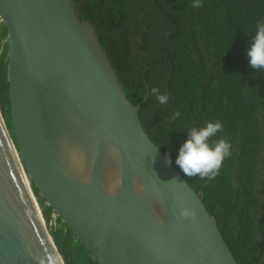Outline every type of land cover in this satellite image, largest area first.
<instances>
[{
	"label": "water",
	"instance_id": "obj_1",
	"mask_svg": "<svg viewBox=\"0 0 264 264\" xmlns=\"http://www.w3.org/2000/svg\"><path fill=\"white\" fill-rule=\"evenodd\" d=\"M0 20L13 125L0 103V264H66L41 201L98 264H239L75 0H0Z\"/></svg>",
	"mask_w": 264,
	"mask_h": 264
},
{
	"label": "trees",
	"instance_id": "obj_2",
	"mask_svg": "<svg viewBox=\"0 0 264 264\" xmlns=\"http://www.w3.org/2000/svg\"><path fill=\"white\" fill-rule=\"evenodd\" d=\"M75 2L80 18L95 25L129 100L138 105L149 90L139 111L145 130L201 196L239 264H264V70L252 69L247 57L264 0ZM7 59L1 24L0 103L13 132ZM153 89L168 103L159 104ZM216 121L223 130L213 141L230 142L231 155L214 179L185 176L175 159L188 130ZM41 205L52 221V209ZM55 222L52 235L66 264H98Z\"/></svg>",
	"mask_w": 264,
	"mask_h": 264
},
{
	"label": "clouds",
	"instance_id": "obj_3",
	"mask_svg": "<svg viewBox=\"0 0 264 264\" xmlns=\"http://www.w3.org/2000/svg\"><path fill=\"white\" fill-rule=\"evenodd\" d=\"M200 7L199 3L193 5ZM249 66L259 72L264 70V21L256 25L255 35L251 38L247 50ZM159 104L168 103L167 94H161L158 89L152 90ZM221 122H208L202 127H191L188 138L178 150L175 164L182 173L188 177L198 176L201 179H214L223 165L224 160L231 155V144L224 138L213 141L218 133L222 132ZM169 165L172 164L171 156L168 157ZM181 215L185 218L193 215L191 210H183Z\"/></svg>",
	"mask_w": 264,
	"mask_h": 264
},
{
	"label": "rangeland",
	"instance_id": "obj_4",
	"mask_svg": "<svg viewBox=\"0 0 264 264\" xmlns=\"http://www.w3.org/2000/svg\"><path fill=\"white\" fill-rule=\"evenodd\" d=\"M0 25H1V20H0ZM55 221H56V219L53 218V220L49 222V228H50L51 232H52V228L57 225Z\"/></svg>",
	"mask_w": 264,
	"mask_h": 264
},
{
	"label": "flooded vegetation",
	"instance_id": "obj_5",
	"mask_svg": "<svg viewBox=\"0 0 264 264\" xmlns=\"http://www.w3.org/2000/svg\"><path fill=\"white\" fill-rule=\"evenodd\" d=\"M134 47H136V46H134ZM146 70H148V68H146L145 71H146ZM148 95H149V90H148L147 94L145 95V97L147 96V98H148ZM146 100H147V99H146ZM151 118H152V117H151ZM149 124H150V123H149ZM152 132H153V130H152Z\"/></svg>",
	"mask_w": 264,
	"mask_h": 264
}]
</instances>
